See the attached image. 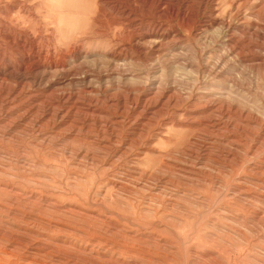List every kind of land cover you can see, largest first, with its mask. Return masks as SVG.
Segmentation results:
<instances>
[{"label":"rangeland","instance_id":"1","mask_svg":"<svg viewBox=\"0 0 264 264\" xmlns=\"http://www.w3.org/2000/svg\"><path fill=\"white\" fill-rule=\"evenodd\" d=\"M0 264H264V0H0Z\"/></svg>","mask_w":264,"mask_h":264},{"label":"bare ground","instance_id":"2","mask_svg":"<svg viewBox=\"0 0 264 264\" xmlns=\"http://www.w3.org/2000/svg\"><path fill=\"white\" fill-rule=\"evenodd\" d=\"M143 31V30H142ZM145 31V30H144ZM141 33V32H140ZM152 39V38H151ZM167 45V44H166ZM140 46V45H139ZM153 149V148H152ZM2 207V206H1ZM257 223V222H256Z\"/></svg>","mask_w":264,"mask_h":264}]
</instances>
